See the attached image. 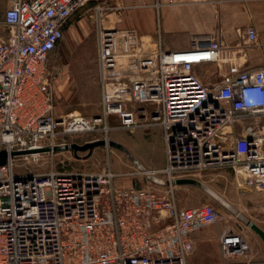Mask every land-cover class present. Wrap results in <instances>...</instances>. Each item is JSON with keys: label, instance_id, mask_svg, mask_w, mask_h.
<instances>
[{"label": "built area", "instance_id": "obj_1", "mask_svg": "<svg viewBox=\"0 0 264 264\" xmlns=\"http://www.w3.org/2000/svg\"><path fill=\"white\" fill-rule=\"evenodd\" d=\"M3 1L0 149L8 155L0 164V264H187L192 232L217 223L219 213L209 203L180 205L175 179L206 169L245 167L264 188V157L257 154L264 133L253 128L252 136L235 134L240 118L264 112V68L240 69L232 50L216 38L173 50L157 42V77L127 107L115 93L123 74L116 73V40L102 29L103 8L97 4L101 110L91 116L56 115L49 61L71 14L91 0ZM256 38L255 29L248 27L244 41ZM206 63L215 64L219 77L212 84L194 72ZM112 118L126 130L162 127L163 166L146 168L134 159L135 167L127 173L111 168L14 172L18 158L35 161L44 153L71 151L54 149L78 143L69 136L107 135L114 129ZM124 176L132 177V183L120 184L117 180ZM219 250L223 259L240 256L248 243L240 233L223 228Z\"/></svg>", "mask_w": 264, "mask_h": 264}, {"label": "crops", "instance_id": "obj_2", "mask_svg": "<svg viewBox=\"0 0 264 264\" xmlns=\"http://www.w3.org/2000/svg\"><path fill=\"white\" fill-rule=\"evenodd\" d=\"M97 4L103 8L102 29L116 40L114 48L118 56L116 73H123L120 74L118 90L120 93L129 94L123 96L127 107H133L149 82L157 77L158 59L155 53L157 42H160L163 48L173 50L189 47L193 42L204 43L208 38H216L221 45L232 50L240 69L264 68V0H91L79 7L71 16L78 13L79 19L76 21L78 24L87 16L96 21L93 8ZM0 8L4 11L3 0H0ZM70 17L64 31L76 27L75 22L69 23ZM1 22L0 19V32H3ZM250 26L255 29L257 38L253 43H246L245 30ZM80 38L78 35L72 42H65L67 49L72 48L75 42L79 44ZM91 45L89 43L85 45L82 50L84 54L91 51ZM194 72L206 84H212L219 79L215 75L214 63L197 65ZM63 76L64 80L68 78V75ZM71 113L79 112L71 110L64 114ZM260 113L262 112L258 114ZM258 114H246L240 118L235 124V134L252 136L253 128L264 133V119L258 118ZM150 127L153 129L147 133L151 135L152 132L159 140L160 159L152 163L137 156L133 158L146 168H160L165 161L163 128L158 125ZM140 137L143 135L140 134ZM257 154L264 157V144L261 146V152ZM214 169L219 170L215 172V178L213 176L215 180H226L227 175L233 178L237 191L235 200L229 201L236 205V211L243 213L247 216L246 219L264 230V188L259 185L258 179L252 177L245 167ZM117 181L126 186L132 183L133 179L130 177L127 182H121L119 179ZM210 194L217 198L212 192ZM218 222L213 224L216 229L211 235V240L219 250L220 232L223 228L230 227L220 226ZM202 229L204 228L192 232L193 244L205 239L206 234ZM238 233L248 243L247 252L240 256L221 259V264H264V243L260 236L254 231L252 234L245 230Z\"/></svg>", "mask_w": 264, "mask_h": 264}, {"label": "rangeland", "instance_id": "obj_3", "mask_svg": "<svg viewBox=\"0 0 264 264\" xmlns=\"http://www.w3.org/2000/svg\"><path fill=\"white\" fill-rule=\"evenodd\" d=\"M3 12L0 8L1 20L3 19ZM77 15L78 13L73 14L69 20V23L75 22V29L71 27L64 31V38L52 53L49 61V68L54 75V113L62 115L68 111L76 110L84 116H91L99 113L103 98L96 51L97 27L96 21L88 16L83 19L82 24H78L76 22L79 19ZM78 35L81 37L80 43L75 42L76 44L74 43L72 48L67 49L68 46H65V42H72L73 38ZM87 43L92 44L91 51L84 54L82 50ZM64 74L68 75L66 80H64ZM118 88L116 89L118 90ZM115 93L119 94L122 99H124V95H129L127 93ZM257 117L264 119V112L258 114ZM110 123L114 129H111L107 135L102 131H97L69 136L68 138L83 144L93 137H97L105 139V141L111 140L114 144L96 145L91 151L89 149L76 152L60 150L51 154L44 153L35 161L18 158L15 161L14 172L18 174L42 173L51 169L63 172H93L111 168L117 173H127L135 167L132 161L133 156L152 163H156L160 159L158 152L161 150L159 149L158 137L152 135V132L151 135L147 133L153 127L139 126L134 130H126L119 127L115 118H112ZM140 134L143 137H140ZM218 171L213 168L187 175L186 177L194 178L198 183L177 185L175 188L176 200L180 205L186 207L199 206L205 203L212 204L219 213L218 223L220 226L225 225L233 231L245 230L252 234V229L245 223L247 216L237 212L236 205L229 201L230 199L235 200L237 191L233 178L227 175L226 180L222 178L223 181L213 179L215 172ZM128 179L130 176H124L119 181L127 182ZM214 185L216 189L213 188ZM209 190L216 193L231 207L227 208L211 195ZM215 229V225L202 229L206 237L201 242L194 243V248L187 257V264H221L223 258L211 240V235Z\"/></svg>", "mask_w": 264, "mask_h": 264}, {"label": "water", "instance_id": "obj_4", "mask_svg": "<svg viewBox=\"0 0 264 264\" xmlns=\"http://www.w3.org/2000/svg\"><path fill=\"white\" fill-rule=\"evenodd\" d=\"M100 144H105V139H97V140H93V141H86L83 144L72 142V143H69V144L62 145V146H55L54 149H56V150L72 149L74 152H76L78 150L82 151V150H86V149H89L91 151L94 146L100 145ZM109 144H114V143L110 140ZM25 152L26 151H12L10 154L11 155H17V154H21V153H25ZM7 155H8V153H7L6 149H0V164H4L5 163ZM132 160H134V158ZM173 183L177 184V185H184V184H197L198 182L194 178L181 177V178L175 179L173 181ZM245 223L254 232H256L260 236V238L262 239V241L264 243V230L262 228H260L257 224H255L254 222H252V221H250L248 219H245Z\"/></svg>", "mask_w": 264, "mask_h": 264}, {"label": "bare ground", "instance_id": "obj_5", "mask_svg": "<svg viewBox=\"0 0 264 264\" xmlns=\"http://www.w3.org/2000/svg\"><path fill=\"white\" fill-rule=\"evenodd\" d=\"M109 141L110 140H106L105 141V144L106 145H108L109 144ZM210 191V190H209ZM210 192H212V191H210ZM216 197H217V199L220 201V202H222L227 208L229 207H231L229 204H227L221 197H219V196H217L214 192H212Z\"/></svg>", "mask_w": 264, "mask_h": 264}]
</instances>
